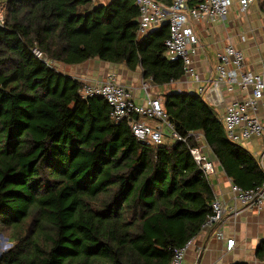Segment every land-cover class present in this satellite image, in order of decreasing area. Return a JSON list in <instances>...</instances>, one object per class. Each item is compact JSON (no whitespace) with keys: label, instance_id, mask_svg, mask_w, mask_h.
Wrapping results in <instances>:
<instances>
[{"label":"trees","instance_id":"trees-1","mask_svg":"<svg viewBox=\"0 0 264 264\" xmlns=\"http://www.w3.org/2000/svg\"><path fill=\"white\" fill-rule=\"evenodd\" d=\"M2 2L0 234L11 247L0 264H169L213 212L212 182L190 151L202 143L235 184H264L260 159L227 137L202 94L167 92L164 108L179 133L203 142L153 145L54 65L99 59L142 68L159 86L180 81L183 63L165 56L168 24L139 36L133 0Z\"/></svg>","mask_w":264,"mask_h":264},{"label":"built area","instance_id":"built-area-1","mask_svg":"<svg viewBox=\"0 0 264 264\" xmlns=\"http://www.w3.org/2000/svg\"><path fill=\"white\" fill-rule=\"evenodd\" d=\"M140 11L138 35L142 36L150 30L168 24L170 35L165 41V56L171 61L183 63L185 75L203 85L198 92L219 112L227 137L234 143H243L253 137L264 138V125L258 114L264 106V57L259 72L248 70L243 51L235 45H227L218 53V65L206 80H202L195 66L193 57L198 52L199 38L195 31V23L201 21L214 22L229 17L233 0H133ZM257 0H239L241 12H247L249 6ZM4 18H0L3 25ZM244 39V37H243ZM38 55H41L36 51ZM154 81L145 79L144 90L149 94ZM80 94L83 98L101 96L109 103L112 117L116 123L126 121L133 134L141 142L153 145L164 143L169 136L174 141L187 143L189 139L203 142L201 132L190 131L186 135L179 133L175 125L169 121L164 108V100L148 98L146 103H137L132 89L119 82L116 73H110L102 81H82ZM242 94L241 98L226 101L225 95ZM146 119L157 121L149 124ZM166 128V132L163 128ZM201 170L211 176L215 172L213 160L202 150L201 146L190 149ZM236 199L243 205L264 210V184L254 188H244L231 183ZM212 214L203 228L211 227L220 222L229 206L215 197L212 203ZM193 239L185 245L174 249L169 264H184L187 251ZM235 245L229 238L228 250Z\"/></svg>","mask_w":264,"mask_h":264},{"label":"crops","instance_id":"crops-1","mask_svg":"<svg viewBox=\"0 0 264 264\" xmlns=\"http://www.w3.org/2000/svg\"><path fill=\"white\" fill-rule=\"evenodd\" d=\"M233 6L226 20L214 22L201 21L195 23V31L199 38L198 52L194 55V66L202 80H206L218 65V53L230 44L243 51L248 70L259 72L262 69L264 57V13L261 16L258 2L249 6L243 13L239 7V0H233ZM241 14H240V13ZM244 37V39H243ZM206 38L207 42L204 40ZM211 50H214L211 55ZM59 69L79 81L105 80L110 73H116L120 83L130 87L137 103H146L148 98L164 100V94L172 91L198 92L200 85L184 76L180 81L159 86L155 82L149 94L144 90L142 68L128 69L124 64H114L99 59H89L84 63L66 65ZM172 86V87H171ZM171 87V88H170ZM242 94L225 95L226 101L241 98ZM264 103V99H263ZM220 112V111H219ZM264 125V106L258 112ZM149 124L158 122L146 119ZM169 137V136H166ZM165 137V139H166ZM167 142L174 140L167 139ZM246 149L260 159L264 168V138L253 137L241 143ZM202 150L213 160L215 172L210 176L215 195L223 200L229 209L223 219L217 224L203 228L193 238L184 264H264V260L257 257V249L264 241V210H257L240 203L231 188L232 180L226 175L222 165L210 148L202 143ZM229 238L235 240V245L228 250Z\"/></svg>","mask_w":264,"mask_h":264},{"label":"rangeland","instance_id":"rangeland-1","mask_svg":"<svg viewBox=\"0 0 264 264\" xmlns=\"http://www.w3.org/2000/svg\"><path fill=\"white\" fill-rule=\"evenodd\" d=\"M111 0H95V2L96 3H108V2H110ZM253 4V3H252ZM251 4V5H252ZM250 5V6H251ZM6 11H7V9H6V4L4 3V2H2V3H0V18L2 17V18H4L5 19V16H6ZM259 11L261 12V10L259 9ZM240 13V12H239ZM241 14V13H240ZM261 16H263L262 15V12H261ZM206 42H207V40H206V38L204 39ZM214 50H211V55H212V52H213ZM58 69H60L63 65L62 64H57V63H55L54 64ZM196 68V67H195ZM197 70V69H196ZM186 76V75H185ZM189 77V76H188ZM190 79L189 80H191V81H193L194 79L192 78V77H189ZM193 79V80H192ZM195 82V85L197 86V88H198V86L200 85V83L199 82H196V81H194ZM172 87V86H171ZM170 87V88H171ZM172 90H173V88H172ZM172 90H170V91H172ZM163 130L166 132V128L164 127L163 128ZM167 139H170V140H173L172 138H170V137H166V139L164 140V143H167ZM1 234H3V233H1ZM6 238H7V236L5 235V234H3ZM193 239V238H192ZM9 243H11L9 240H8V242H5L1 237H0V252L1 253H3V252H5L7 249H9L11 246H8V244Z\"/></svg>","mask_w":264,"mask_h":264},{"label":"water","instance_id":"water-1","mask_svg":"<svg viewBox=\"0 0 264 264\" xmlns=\"http://www.w3.org/2000/svg\"><path fill=\"white\" fill-rule=\"evenodd\" d=\"M3 25L0 23V27H2ZM0 237L5 241L8 242V238H6L3 234H0ZM8 246H11V243L8 244ZM2 256V253L0 252V257Z\"/></svg>","mask_w":264,"mask_h":264}]
</instances>
